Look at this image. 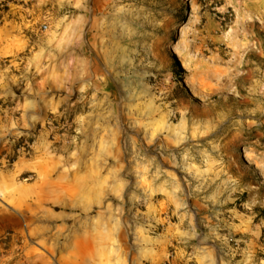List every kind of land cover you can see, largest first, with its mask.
I'll return each instance as SVG.
<instances>
[{"label":"rangeland","instance_id":"obj_1","mask_svg":"<svg viewBox=\"0 0 264 264\" xmlns=\"http://www.w3.org/2000/svg\"><path fill=\"white\" fill-rule=\"evenodd\" d=\"M8 6L0 264H264V0Z\"/></svg>","mask_w":264,"mask_h":264},{"label":"trees","instance_id":"obj_2","mask_svg":"<svg viewBox=\"0 0 264 264\" xmlns=\"http://www.w3.org/2000/svg\"><path fill=\"white\" fill-rule=\"evenodd\" d=\"M1 2L3 3L2 4L3 8L0 9V13L7 12L9 10L8 3L10 2V0H1ZM1 19H2V16H0V22H1Z\"/></svg>","mask_w":264,"mask_h":264}]
</instances>
